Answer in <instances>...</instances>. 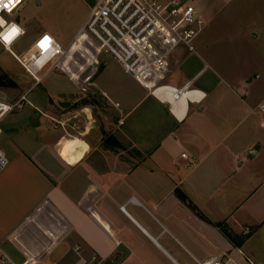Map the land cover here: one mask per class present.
<instances>
[{
  "label": "crops",
  "instance_id": "crops-1",
  "mask_svg": "<svg viewBox=\"0 0 264 264\" xmlns=\"http://www.w3.org/2000/svg\"><path fill=\"white\" fill-rule=\"evenodd\" d=\"M96 1L66 38L57 28L42 34L67 48ZM237 1L251 6L261 0L197 1L204 29L196 53L174 55L168 84L189 83L206 95L200 104L185 99V106L180 100L171 109L101 56L102 70L93 83L95 66L72 73H79L80 82L49 73L43 91L21 98L23 107L4 118L0 138L9 159L0 174V251L6 258L22 264L40 254L49 231L55 244L43 259L51 264L92 258L98 264H226L227 258L264 264V115L258 110L264 96L253 101L248 93L260 75L228 80L208 58L215 46L208 30L218 8ZM19 25L27 36V24ZM234 36L232 52H258L264 20L253 19ZM84 81L113 107L117 126L105 131L130 155L100 147L103 136L93 110L78 105L86 95ZM75 140L86 146L80 159L69 153ZM217 224L232 232L235 244Z\"/></svg>",
  "mask_w": 264,
  "mask_h": 264
},
{
  "label": "built area",
  "instance_id": "built-area-1",
  "mask_svg": "<svg viewBox=\"0 0 264 264\" xmlns=\"http://www.w3.org/2000/svg\"><path fill=\"white\" fill-rule=\"evenodd\" d=\"M28 0H17L15 4H8L9 0L0 2V17L4 14H18ZM15 25L19 32L10 40L3 39V33H8ZM204 29V19L196 6L183 0H98L91 7L90 15L79 34L71 41L67 48L62 47L47 33L39 36L32 47L23 55L18 56L12 47L20 41L26 32L21 26L10 20L0 28V45L13 59L30 75L35 85L42 83V72L50 73L57 68L62 73H70L80 82V75L72 74V69L85 72L88 68L98 66L99 57H111L137 84L145 88L148 93L161 103L173 106L185 98L190 102L202 103L206 95L192 88L188 83L181 88L168 84L174 55L179 50H186L190 54L196 53V40ZM49 37L50 43L46 50L38 45L42 39ZM42 61V64L40 62ZM74 71V72H76ZM88 81V80H87ZM87 81H84L85 83ZM82 86V85H81ZM82 92L87 90L81 87ZM196 95L192 100L189 94ZM11 103L0 98V138L2 136V122L11 112L21 109L22 102ZM258 110L264 115V101L258 105ZM191 165L192 158L182 155ZM9 166V159L0 147V174ZM48 236L47 245L38 255H29L22 264H51L44 261V255L50 252L55 244L54 235ZM241 254V251H239ZM0 259L4 264H14L0 251ZM82 264H98L97 258L83 260ZM205 264H221L207 262ZM226 264H235L227 258Z\"/></svg>",
  "mask_w": 264,
  "mask_h": 264
},
{
  "label": "rangeland",
  "instance_id": "rangeland-1",
  "mask_svg": "<svg viewBox=\"0 0 264 264\" xmlns=\"http://www.w3.org/2000/svg\"><path fill=\"white\" fill-rule=\"evenodd\" d=\"M93 1L96 0H28L20 15L16 13L2 15L0 20L3 23L0 24V28L10 20L18 24L23 22L27 24L29 28L28 35L12 47V51L21 56L23 52H26L30 48L34 39L43 32L48 31L49 28L62 30L66 38L71 30L86 18ZM183 1L191 2L194 5H196L197 1L200 2V0ZM240 2L242 1L218 8L217 15L214 17L208 30V37L215 44L212 50L209 51L208 58L228 80L247 78L254 71L260 75V78L256 82H253L248 89L250 100L254 101L264 96V41L261 44V49L256 53H248L246 49L242 52H238L235 49L236 52H232L231 45L233 43L232 39H234V35L240 27L242 28L244 25H247L253 19L264 20V0L255 4L252 3L251 6ZM100 60L110 62L113 59L107 55H102ZM102 66V64L95 66L97 71L91 83H93L100 70H102ZM74 71L76 69H72V72ZM56 73L66 76L71 75L70 73H62L57 68H53L50 72V74ZM40 76L43 82L46 78V72H42ZM91 83H82L81 87L85 88L87 92L84 95V99L78 105L88 104L91 107L96 118L95 125L100 128V132L104 137V133L109 134L105 129L109 132H114L117 126L116 116L113 107L102 96L92 90ZM41 84L35 85V82L26 70L0 45V98L11 103H17L29 92L36 94L43 91L40 87ZM139 86L143 90H146L141 85ZM70 109L72 107L68 106L67 110L70 111ZM100 147H104L103 142L100 144Z\"/></svg>",
  "mask_w": 264,
  "mask_h": 264
},
{
  "label": "trees",
  "instance_id": "trees-1",
  "mask_svg": "<svg viewBox=\"0 0 264 264\" xmlns=\"http://www.w3.org/2000/svg\"><path fill=\"white\" fill-rule=\"evenodd\" d=\"M101 71V70H100ZM88 105V104H85ZM103 142V146L106 149H110L112 151H123V152H127V154H131V152L127 151V149L117 140V138L115 136H113L112 134H106L104 133V137L102 139ZM134 155L138 156V157H142V155L139 152H134ZM176 195L178 196V198L185 204L187 205L191 211L201 220L207 221L208 219L202 214V212L190 201V199L184 194L182 193L180 190L176 191ZM216 227L220 228L221 231L224 233V235L232 242L235 244L236 242V238L235 236L232 234V232L223 226V224H217Z\"/></svg>",
  "mask_w": 264,
  "mask_h": 264
},
{
  "label": "snow or ice",
  "instance_id": "snow-or-ice-1",
  "mask_svg": "<svg viewBox=\"0 0 264 264\" xmlns=\"http://www.w3.org/2000/svg\"><path fill=\"white\" fill-rule=\"evenodd\" d=\"M0 2H2V0H0ZM16 2H17V0H9V3H8V4H4V7H5V8H8V7H9V4H15ZM2 23H3V21L0 20V24H2ZM18 32H19V29H18L15 25H13V26H11V29H10V31L8 32V34L5 35V36L3 37V39H4L5 41H8V40H10L14 35H16ZM49 43H50L49 37L45 36V37L42 39V41H40V43H39L38 46H39L42 50H46V49H47V46H48Z\"/></svg>",
  "mask_w": 264,
  "mask_h": 264
},
{
  "label": "bare ground",
  "instance_id": "bare-ground-1",
  "mask_svg": "<svg viewBox=\"0 0 264 264\" xmlns=\"http://www.w3.org/2000/svg\"><path fill=\"white\" fill-rule=\"evenodd\" d=\"M4 34L5 33H3V35L2 36H4ZM6 34H8L7 32H6ZM40 64H42V61L40 62ZM196 95H194V94H191L190 93V95H187V97L188 98H191V99H195L196 97H195ZM198 96V95H197ZM182 103L184 104V106L186 105V103H185V98H182ZM183 106V107H184ZM184 108H186V107H184ZM185 110V109H184ZM79 147H82V150L81 151H78L77 149L79 148ZM85 145H84V143L82 142V141H80V140H75V142L70 146V149H69V153H71V156H73V158H75V159H80L81 157H83L82 156V151L85 149ZM87 149V148H86ZM85 151V150H84Z\"/></svg>",
  "mask_w": 264,
  "mask_h": 264
}]
</instances>
